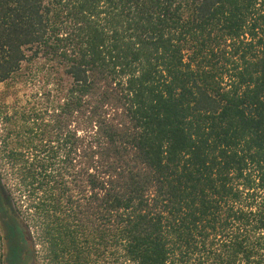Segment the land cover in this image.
<instances>
[{
  "label": "trees",
  "instance_id": "obj_1",
  "mask_svg": "<svg viewBox=\"0 0 264 264\" xmlns=\"http://www.w3.org/2000/svg\"><path fill=\"white\" fill-rule=\"evenodd\" d=\"M32 76L0 264H264V0H0V82Z\"/></svg>",
  "mask_w": 264,
  "mask_h": 264
},
{
  "label": "rangeland",
  "instance_id": "obj_2",
  "mask_svg": "<svg viewBox=\"0 0 264 264\" xmlns=\"http://www.w3.org/2000/svg\"><path fill=\"white\" fill-rule=\"evenodd\" d=\"M45 85L46 83H43L41 81V77L38 76L35 77L32 76V78H30L29 81H27L25 84L14 83V85H10L7 84L6 82H0V103L5 101L6 104H12L16 99H20V100L25 99L26 95L39 94L38 93L39 88L44 87ZM50 86L51 85L49 84L47 88H49ZM2 124L3 122L1 120V115H0V133L2 129L1 126ZM3 247L4 246L0 241V252H2ZM4 264H11L10 260L7 259Z\"/></svg>",
  "mask_w": 264,
  "mask_h": 264
}]
</instances>
